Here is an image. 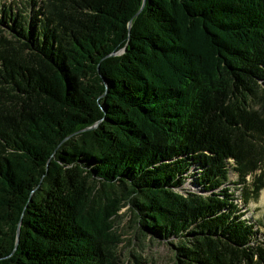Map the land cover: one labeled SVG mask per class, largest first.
<instances>
[{
  "label": "trees",
  "instance_id": "obj_1",
  "mask_svg": "<svg viewBox=\"0 0 264 264\" xmlns=\"http://www.w3.org/2000/svg\"><path fill=\"white\" fill-rule=\"evenodd\" d=\"M230 171L258 199L264 0L1 5L0 264H124L127 207L175 264H264Z\"/></svg>",
  "mask_w": 264,
  "mask_h": 264
},
{
  "label": "rangeland",
  "instance_id": "obj_2",
  "mask_svg": "<svg viewBox=\"0 0 264 264\" xmlns=\"http://www.w3.org/2000/svg\"><path fill=\"white\" fill-rule=\"evenodd\" d=\"M31 0H0L1 5L20 4ZM13 9V8H12ZM15 9V7H14ZM193 172V171H192ZM189 177L184 185V189L198 191ZM229 187L237 198V203L243 207L241 198V186L238 184L237 176L230 171ZM245 218L254 225L262 227L258 240L264 242V190L259 194L258 199L251 200L248 205L243 207ZM137 224L132 212L128 207L119 212V217L115 221V230L120 235L122 243L118 246V255L124 264H175L174 253L171 245L165 241H156L143 237L137 232ZM135 260H138L136 263Z\"/></svg>",
  "mask_w": 264,
  "mask_h": 264
}]
</instances>
